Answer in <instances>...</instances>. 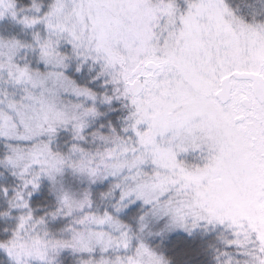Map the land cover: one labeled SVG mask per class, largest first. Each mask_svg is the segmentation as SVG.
<instances>
[{"label":"snow or ice","instance_id":"6c2138e0","mask_svg":"<svg viewBox=\"0 0 264 264\" xmlns=\"http://www.w3.org/2000/svg\"><path fill=\"white\" fill-rule=\"evenodd\" d=\"M0 264H264V0H0Z\"/></svg>","mask_w":264,"mask_h":264}]
</instances>
